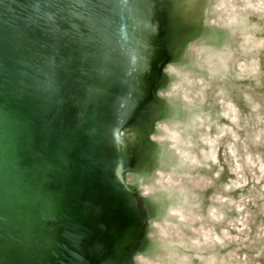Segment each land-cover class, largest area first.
<instances>
[{
	"label": "rangeland",
	"instance_id": "obj_1",
	"mask_svg": "<svg viewBox=\"0 0 264 264\" xmlns=\"http://www.w3.org/2000/svg\"><path fill=\"white\" fill-rule=\"evenodd\" d=\"M152 8L165 58H152L154 95L124 135L138 159L125 179L147 213L125 264H264V0H163ZM48 13L60 30H73L68 10ZM65 45L54 58L55 103L38 111L43 126L30 148L43 158L68 155L72 188L88 109L77 81L79 42ZM120 223L113 216V234ZM101 241L94 236L88 246L98 258L107 249Z\"/></svg>",
	"mask_w": 264,
	"mask_h": 264
},
{
	"label": "bare ground",
	"instance_id": "obj_2",
	"mask_svg": "<svg viewBox=\"0 0 264 264\" xmlns=\"http://www.w3.org/2000/svg\"><path fill=\"white\" fill-rule=\"evenodd\" d=\"M157 1L87 0V31L82 33L86 68L81 78L88 104L86 144L68 198L65 192L73 178L69 157L58 152L36 160L29 148L34 112L50 103L49 74L40 70L29 76L15 101L8 93L0 101L25 124L22 132L0 114V207L6 212H0V264H48L52 255L57 264H125L139 248L147 213L125 179L138 159L124 135L145 104L139 107L140 99L154 95L152 57L159 52L161 60L165 58L156 35L158 6L146 14L143 10V2L151 6ZM58 32L57 48L64 47L65 32ZM52 183L54 188L49 187ZM113 216L121 218L114 234ZM84 227L90 234L85 240ZM94 236L107 247L100 258L88 247Z\"/></svg>",
	"mask_w": 264,
	"mask_h": 264
},
{
	"label": "water",
	"instance_id": "obj_3",
	"mask_svg": "<svg viewBox=\"0 0 264 264\" xmlns=\"http://www.w3.org/2000/svg\"><path fill=\"white\" fill-rule=\"evenodd\" d=\"M159 1L162 5L163 0H159ZM146 2H143V10L145 14L147 9L150 10L151 7L153 6V4L149 6V4ZM51 6H56V7L59 6L60 9L64 8L68 10L71 17L74 19V22L72 23L73 30L64 31L65 32L64 35L66 37L64 39V44H65V40H67L68 43L70 44L79 42V45H75L80 54L77 69L81 72V76H77V81L78 84H80L81 87L85 90V95H86V85H85L86 82L83 81V79H81L82 76H84L85 74V68H86V63H84L83 53H82L83 52L82 47L84 44H83L81 29L87 27V18L89 14V10L86 9L88 7L87 0H1L0 1V101L4 98V96L7 97V95H5L7 93L10 95L11 99L15 101L14 95L17 98L19 97L20 92L22 91L23 88V84L26 82L25 80H27L29 76H33L40 73V70L41 71L45 70L46 73L49 74L48 86H50V94H49L51 95L50 103L46 106L43 105L39 106L34 112L32 124L30 123V125L34 126V130L29 142V148H30V143L33 139V135L36 133V129L38 127L41 128L43 126V124H39V125L35 124V119L38 111L43 108H47L51 106L53 103H55L58 87L54 84V80L57 76L55 70L54 58L55 55L59 51L65 49L66 46L65 45L64 47L57 48L56 44L58 43V37L59 40L61 38L58 32V30L60 29L56 24L55 18H53V16H51L48 13V10ZM81 9L84 10L82 16L79 15V11ZM66 33H68V35ZM156 35H157V31H156ZM51 46H53L52 49ZM155 55L153 57H156ZM26 75L27 77H25ZM84 98L85 96L83 97V103L88 109V104ZM145 99L146 96L140 99L139 107ZM2 105L3 104L0 102V114L3 116V118L6 117V120L11 123L12 127L24 132L22 130L23 127L25 126L24 122L20 118L14 117L13 112L9 111L6 108L5 110L3 107H1ZM133 118L134 116L128 119L127 121H130ZM20 138H22V136L17 137V140ZM2 143L3 141L0 139V145ZM31 150L34 153L36 160L42 159V157L38 156L35 150L33 149ZM79 154H80V162H81L82 152L80 151ZM5 165L7 166L8 164ZM79 165L80 163L74 169L78 171L80 167ZM2 166L3 165H1L0 168ZM73 176H74V171H73ZM16 185L18 186L19 184ZM70 191H71V187L65 192L67 198L69 197L68 193ZM0 212L6 213L5 208L0 207ZM2 220L3 219L0 218V221ZM142 227L144 229V224ZM134 248H135L134 245L131 246V248H129L127 255L125 257V261L132 254ZM3 253H4L3 248L0 247V256L3 257ZM52 258H54V255H52ZM52 258H50L48 264H57L55 260H51Z\"/></svg>",
	"mask_w": 264,
	"mask_h": 264
}]
</instances>
